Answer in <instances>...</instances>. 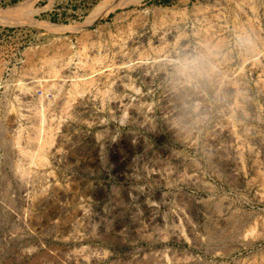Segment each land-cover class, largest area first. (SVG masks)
<instances>
[{"label": "rangeland", "instance_id": "374dc122", "mask_svg": "<svg viewBox=\"0 0 264 264\" xmlns=\"http://www.w3.org/2000/svg\"><path fill=\"white\" fill-rule=\"evenodd\" d=\"M120 1L0 0V264H264V0Z\"/></svg>", "mask_w": 264, "mask_h": 264}, {"label": "clouds", "instance_id": "9594fccd", "mask_svg": "<svg viewBox=\"0 0 264 264\" xmlns=\"http://www.w3.org/2000/svg\"><path fill=\"white\" fill-rule=\"evenodd\" d=\"M172 72L179 83L191 82L193 86L214 76L207 53H188L177 57Z\"/></svg>", "mask_w": 264, "mask_h": 264}, {"label": "bare ground", "instance_id": "6f19581e", "mask_svg": "<svg viewBox=\"0 0 264 264\" xmlns=\"http://www.w3.org/2000/svg\"><path fill=\"white\" fill-rule=\"evenodd\" d=\"M130 4V2H126V0H122V1H120L119 3H116L114 6H112V8H110V9H113V8H119V7H125V6H127V5H129ZM109 9V10H110ZM94 16V15H93ZM93 16L91 17V18H89V20H88V22H90V20L93 18ZM91 23H92V20H91ZM5 133H6V127H4L3 125H1L0 126V147H2V149L6 152V161H7V163H8V161H9V163L11 162V150L9 149V147H6V145H5V141H6V135H5ZM22 149V148H21ZM27 151V150H26ZM29 156V155H28ZM9 159H8V158ZM10 203V202H9Z\"/></svg>", "mask_w": 264, "mask_h": 264}, {"label": "trees", "instance_id": "16d2710c", "mask_svg": "<svg viewBox=\"0 0 264 264\" xmlns=\"http://www.w3.org/2000/svg\"><path fill=\"white\" fill-rule=\"evenodd\" d=\"M170 0H159V1H157V2H164V3H166V2H169Z\"/></svg>", "mask_w": 264, "mask_h": 264}, {"label": "water", "instance_id": "95a60500", "mask_svg": "<svg viewBox=\"0 0 264 264\" xmlns=\"http://www.w3.org/2000/svg\"><path fill=\"white\" fill-rule=\"evenodd\" d=\"M9 149L11 150V147H9Z\"/></svg>", "mask_w": 264, "mask_h": 264}]
</instances>
